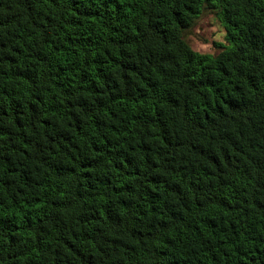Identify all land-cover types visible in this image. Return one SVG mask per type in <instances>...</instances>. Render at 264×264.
<instances>
[{"label":"trees","instance_id":"obj_1","mask_svg":"<svg viewBox=\"0 0 264 264\" xmlns=\"http://www.w3.org/2000/svg\"><path fill=\"white\" fill-rule=\"evenodd\" d=\"M0 264H264V0H0Z\"/></svg>","mask_w":264,"mask_h":264},{"label":"rangeland","instance_id":"obj_2","mask_svg":"<svg viewBox=\"0 0 264 264\" xmlns=\"http://www.w3.org/2000/svg\"><path fill=\"white\" fill-rule=\"evenodd\" d=\"M225 29L215 14L203 13L185 33L187 43L198 52L215 55L226 45Z\"/></svg>","mask_w":264,"mask_h":264}]
</instances>
